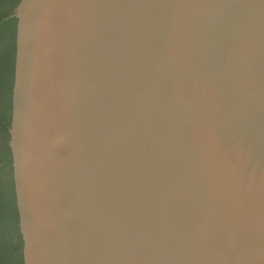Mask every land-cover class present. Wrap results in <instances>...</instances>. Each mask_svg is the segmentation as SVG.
<instances>
[{
  "label": "water",
  "instance_id": "95a60500",
  "mask_svg": "<svg viewBox=\"0 0 264 264\" xmlns=\"http://www.w3.org/2000/svg\"><path fill=\"white\" fill-rule=\"evenodd\" d=\"M10 18L24 264H264V0Z\"/></svg>",
  "mask_w": 264,
  "mask_h": 264
},
{
  "label": "trees",
  "instance_id": "16d2710c",
  "mask_svg": "<svg viewBox=\"0 0 264 264\" xmlns=\"http://www.w3.org/2000/svg\"><path fill=\"white\" fill-rule=\"evenodd\" d=\"M20 0H0V122L6 120L9 135V127L12 118V90L14 87L15 59H16V33L17 19L10 18L14 8ZM2 97L4 100H2ZM12 156V154L10 153ZM12 170L13 162L10 160ZM13 198L11 211L12 217L19 226V215L16 204L15 185L13 184ZM10 205V209L12 207ZM20 247L23 255V240L20 234ZM24 264L23 256L22 262Z\"/></svg>",
  "mask_w": 264,
  "mask_h": 264
},
{
  "label": "rangeland",
  "instance_id": "374dc122",
  "mask_svg": "<svg viewBox=\"0 0 264 264\" xmlns=\"http://www.w3.org/2000/svg\"><path fill=\"white\" fill-rule=\"evenodd\" d=\"M2 100L3 97H2ZM6 120L0 122V264H21L20 228L12 217L14 176ZM9 132V131H8ZM10 149V152H9ZM12 154V153H11ZM10 205L12 206L10 209Z\"/></svg>",
  "mask_w": 264,
  "mask_h": 264
},
{
  "label": "flooded vegetation",
  "instance_id": "af4514ba",
  "mask_svg": "<svg viewBox=\"0 0 264 264\" xmlns=\"http://www.w3.org/2000/svg\"><path fill=\"white\" fill-rule=\"evenodd\" d=\"M9 152H10V149H9ZM12 156H10V160H11ZM15 185V184H14Z\"/></svg>",
  "mask_w": 264,
  "mask_h": 264
}]
</instances>
